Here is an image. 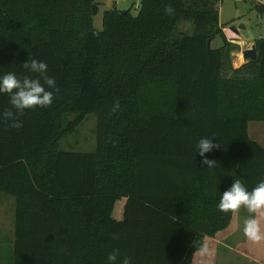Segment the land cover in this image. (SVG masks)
<instances>
[{"label": "trees", "instance_id": "1", "mask_svg": "<svg viewBox=\"0 0 264 264\" xmlns=\"http://www.w3.org/2000/svg\"><path fill=\"white\" fill-rule=\"evenodd\" d=\"M97 12L98 0H0V74L43 60L59 88L51 106L17 114L18 129L0 117V193L14 198L6 262L106 264L119 249L133 264H191L231 222L223 191L264 180V147L248 134L264 121V38L233 67L218 0H140L136 15L105 10L100 30ZM10 107L0 94V113ZM87 114L95 149H63ZM205 136L221 144L207 154L214 168L196 153Z\"/></svg>", "mask_w": 264, "mask_h": 264}, {"label": "clouds", "instance_id": "2", "mask_svg": "<svg viewBox=\"0 0 264 264\" xmlns=\"http://www.w3.org/2000/svg\"><path fill=\"white\" fill-rule=\"evenodd\" d=\"M169 15L174 13V9L169 5L165 8ZM26 74L18 75L15 71H8L0 74V94H7L10 108L0 113V117L10 122L13 128L22 127V121L17 118V114H22L27 109L36 107L45 108L53 104L56 94L59 92L55 77L49 75L47 62L37 59H27L22 62ZM221 144L211 137H201L196 144V153L201 157V165L207 168H214L216 160L207 154L220 148ZM218 209L221 212L236 213L242 207L246 208L250 215L245 219L243 225L244 235L254 241L264 240V180H260L249 190L241 179H235L230 187L223 191L220 196ZM114 238L118 235L114 234ZM200 255L208 252L207 244H202L199 249ZM133 264L130 256H124L120 260V250L113 249L108 253L106 264Z\"/></svg>", "mask_w": 264, "mask_h": 264}, {"label": "rangeland", "instance_id": "3", "mask_svg": "<svg viewBox=\"0 0 264 264\" xmlns=\"http://www.w3.org/2000/svg\"><path fill=\"white\" fill-rule=\"evenodd\" d=\"M139 4L140 0H98V12L93 17L94 28L97 30L102 28V15L105 10L114 7L120 10L130 9L131 13L136 15ZM218 6L219 23L227 26L228 30L226 32L236 40L238 35H240L246 40L245 46H248L251 41L260 37L264 38V7H259L257 2L253 0H218ZM230 27L236 29L237 32H233ZM220 44L221 41L218 37L211 42L213 47H218ZM241 51L239 46L233 51L232 61L238 58L243 63L244 59ZM236 61L235 64L237 63ZM260 123L264 124V122L259 121L250 122L248 134L251 139H255V141L258 139L264 147V127L255 128V124ZM95 125V115L87 114L76 130L62 140V148L79 152L93 151L95 149ZM210 249H208L207 253H212ZM11 250L12 246H10ZM10 251L9 246H0V254L3 255V261L0 256V264H9L6 261L9 258ZM195 263H197V259ZM214 264H218V262ZM222 264H227V262H222Z\"/></svg>", "mask_w": 264, "mask_h": 264}, {"label": "crops", "instance_id": "4", "mask_svg": "<svg viewBox=\"0 0 264 264\" xmlns=\"http://www.w3.org/2000/svg\"><path fill=\"white\" fill-rule=\"evenodd\" d=\"M253 1L257 2L259 7H264L262 6V3L259 0ZM226 30H228L227 26L223 27V32L226 38L230 42L237 44L239 47H241V50L249 48L254 43L253 40L251 41L250 45L245 46L246 40H244L242 36L238 35V38L236 40L234 37H232V35L228 34ZM233 54L234 52L231 54V56ZM235 55L237 54L235 53ZM236 60L232 61L233 67H238L247 61L243 60L242 63V61H240L238 58ZM235 61L237 62L236 64ZM250 122L258 121H249V123ZM257 127H264V124H255V128ZM257 142L260 143L258 139ZM250 215L252 214L249 213L248 210L243 207L237 213H233L231 222L226 229L216 233L214 237L204 238L203 244H207L208 249L211 248L210 250L212 251V253H206L202 256L200 255L199 250L196 251L192 257L191 264H214L217 262L218 264H222V262H227V264H264V240L260 242H254L248 239L243 233L244 221ZM261 220L262 222H264V217H261ZM13 237L14 198L11 195L0 193V246H9L10 251V246H12L13 243ZM0 256L3 261V255L0 254ZM196 259L197 263H195Z\"/></svg>", "mask_w": 264, "mask_h": 264}, {"label": "water", "instance_id": "5", "mask_svg": "<svg viewBox=\"0 0 264 264\" xmlns=\"http://www.w3.org/2000/svg\"><path fill=\"white\" fill-rule=\"evenodd\" d=\"M230 29L233 30L234 32H237V30L234 29L233 27H230ZM210 44H211V40H208L207 41V47L208 48H210ZM242 56H243L244 60L256 59L257 58V51H256L255 44L253 43L249 48L242 50Z\"/></svg>", "mask_w": 264, "mask_h": 264}]
</instances>
